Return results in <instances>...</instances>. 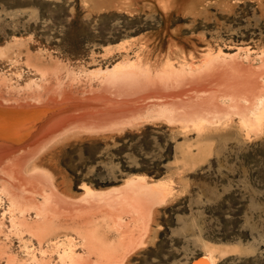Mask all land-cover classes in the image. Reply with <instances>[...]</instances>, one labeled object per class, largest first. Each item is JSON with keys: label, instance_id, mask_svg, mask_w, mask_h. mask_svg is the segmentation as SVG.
I'll use <instances>...</instances> for the list:
<instances>
[{"label": "rangeland", "instance_id": "374dc122", "mask_svg": "<svg viewBox=\"0 0 264 264\" xmlns=\"http://www.w3.org/2000/svg\"><path fill=\"white\" fill-rule=\"evenodd\" d=\"M210 58L241 69L232 100L264 102V0H0L1 103L61 102L68 113L53 124L58 132L138 121L71 137L26 167L21 191L36 201L28 209L43 202L42 182L75 208L85 203V245L75 229L61 231L50 264L68 248L85 264H264V109L258 117L222 100L226 112L206 116L170 94L190 85L169 74L189 79ZM32 167L42 182L28 180L40 174ZM9 229H0V264H31L36 241Z\"/></svg>", "mask_w": 264, "mask_h": 264}, {"label": "bare ground", "instance_id": "6f19581e", "mask_svg": "<svg viewBox=\"0 0 264 264\" xmlns=\"http://www.w3.org/2000/svg\"><path fill=\"white\" fill-rule=\"evenodd\" d=\"M204 64L205 65H203L202 69L201 68L198 69V72L193 73L191 71L188 75L189 79H187L186 76H179L177 74L178 77L176 80V78H174L173 76L175 74L173 75L169 74V78H168L169 80L171 81L175 80L178 83H181V81L182 83L183 81H186V83L190 86H189V89L185 91H182V89L178 88V92L176 91L177 96L175 92L173 94V91L171 93L167 92L166 94L174 95V99L175 98L177 99L176 101H178L179 99L181 103H186L189 105L194 104V106H196L197 108L204 110L206 112L208 111L209 113H206V116L207 114L211 116V114H213L212 111H215V112L219 111L217 113H220L222 109L225 110L224 108L221 107L222 108L221 109L219 107V101L224 100L230 103V107H237L238 109L248 108L251 110H256L259 113L254 114V116L262 117L263 109H264V102H253V103L250 102L249 107L248 106L243 107L239 105L236 100H232V98L229 96L231 91L234 89L232 84H234V82L238 81L240 78V76L238 75L240 73H237V72L240 71L241 69L234 70L235 72L231 71L232 67L227 68V63L224 60H220L219 58L217 59L210 58ZM131 73H132V70L125 72V74H131ZM160 75L162 77V74ZM158 76L153 78L151 75H147L146 77L147 78L151 77L155 81H157L159 80ZM254 76L255 78L251 76L252 80L258 77L257 75H254ZM133 78H135V76H132V79ZM110 83H114V85L117 86L115 82H110ZM110 86H113V84ZM171 89H175V88L172 87ZM184 89H187V88H184ZM116 93L119 95L118 92ZM57 97L55 98V100L57 99ZM34 99L35 100L33 102L25 101V103L19 101L18 99L16 100L13 99V101L7 100L6 103L0 102V171H1V174H0V206L5 205L6 203L8 205L7 208L3 207L5 208V210L2 214H0V229H2L5 226V222L8 221V223L11 226V229L9 230L14 231L17 236H21V238H25V236H27L30 240L36 241L37 249H33V251L28 256L31 264H50L51 262L49 263L50 260L48 261V257H51V254L53 252L52 250L58 247V244L61 241V236H59V233H61V231L68 230V229H75L76 234L79 236V239H81L85 245V203L82 204L80 208L78 207L75 208V206L69 204L65 198L57 194L56 190L53 189L50 183L48 182L47 184L46 182L43 183L42 182L43 178L41 176L43 174L38 172V170L36 169L37 167H32V170H28V171H32L30 173H34V174L40 173V174L39 176L31 175L33 177H29L28 180L32 178L35 181L42 182L45 189L44 191H42L43 193L40 195L41 199L43 200L41 205L39 204L37 205L36 203L37 206L33 207L32 205L30 206L31 209H28L26 207L27 206L26 204L28 202L33 203L36 201H35V198H32V196L25 194L23 190L21 191V188L26 182V178H27V174H25L26 167L30 165V162H33L32 159L40 157V155L52 149L57 144H60L63 141L71 137H77L82 134H90V135L96 134L97 135L101 133H107V132L110 133L114 131H119V130H123L127 126L132 127L133 124L137 123L138 121L136 119L135 121L134 120L133 121H120L118 123H115L114 121L113 124L111 123V125L108 124L107 126L104 125L102 127L99 126L100 128H88V127L86 129L85 128H80V129L79 128H73V129L65 128L63 129V131L58 132L59 131L57 129L58 127L57 126L55 127V125L57 124L60 125L61 123L60 122L56 123L57 122L56 120L58 118L61 119V117H63L65 114L68 113L67 107H65L64 104L60 105L61 102L57 104L54 101V99H50V98L48 100H43V98L41 99L35 96ZM180 102H177V105ZM76 106L77 105L73 107H76ZM202 113H199V114H202ZM247 117L248 116L240 117L243 120L242 121L243 124L248 123L246 122V120H248L249 117L248 119H246ZM200 119L199 120L196 119L197 121H199L198 123H196L197 121L196 122L192 121V124L194 126H200L206 120H208V119H205V120H200ZM214 120H215V117H214ZM189 121H191V119ZM210 125L211 124H209V126ZM52 126H54L53 129L55 132L52 131L53 135L49 137V139H47L48 136L46 137L47 141H45L40 146V148L36 150V152L34 153L31 152L32 154L30 156L23 157V159L25 160L23 159L20 160L17 157V155L22 151L21 149L23 148V146H25L26 143L33 141L47 127H52ZM47 133L48 132H46V134ZM55 133H59V135L54 136ZM40 138H42V136H40ZM27 161L28 163H26ZM141 179L143 180L144 178H141ZM29 185H32V184L30 183ZM85 191L87 195H93L96 193L95 191H93L91 188L87 186H85ZM149 192L150 190H147V189L142 190L143 194H148ZM103 200L105 202H110L109 199H103ZM144 201L145 199L143 197H138V198L133 199V202L139 207H141L144 204ZM93 205L95 204L92 202H89L90 207H92ZM32 207L35 208V210H32ZM1 232L2 230H0V233ZM2 233H6V232H2ZM3 237L4 236H2V238ZM5 249L6 248H4V245L0 243V255L8 254V252L5 251ZM16 258L10 256L9 262L13 263ZM60 260L62 261L61 262L62 264H85V259L83 257H79L76 254V252L71 250V248H68L66 250V253L64 254V256L63 255L60 256ZM204 262L205 264H213V262H210V260L208 259L204 260Z\"/></svg>", "mask_w": 264, "mask_h": 264}]
</instances>
